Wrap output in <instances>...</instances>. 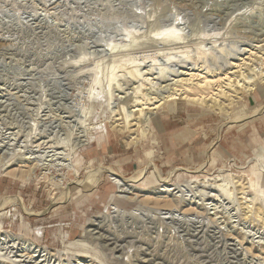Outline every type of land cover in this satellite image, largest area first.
Instances as JSON below:
<instances>
[{
	"label": "rangeland",
	"instance_id": "1",
	"mask_svg": "<svg viewBox=\"0 0 264 264\" xmlns=\"http://www.w3.org/2000/svg\"><path fill=\"white\" fill-rule=\"evenodd\" d=\"M0 264H264V0H0Z\"/></svg>",
	"mask_w": 264,
	"mask_h": 264
},
{
	"label": "bare ground",
	"instance_id": "2",
	"mask_svg": "<svg viewBox=\"0 0 264 264\" xmlns=\"http://www.w3.org/2000/svg\"><path fill=\"white\" fill-rule=\"evenodd\" d=\"M165 58V57H164ZM186 62V61H185ZM174 63V62H173ZM172 63V64H173ZM186 65V64H185ZM185 67V66H184ZM240 67V66H239ZM157 70V69H156ZM232 73H234V72H232ZM232 73H230V74H232ZM166 74V73H165ZM224 79V78H223ZM253 78H251V76H249V77H246L245 78V81H244V84H245V87L244 88H246V86H248V85H251L252 83H253V80H252ZM226 86V85H225ZM217 90V89H216ZM248 91V90H247ZM183 94H182V92L181 91H179V90H177L176 91V93L174 94V95H169V96H167V97H162V98H166V99H168L169 101L170 100H176L177 99V96H179V97H181ZM183 97V96H182ZM185 97V96H184ZM188 98V97H187ZM201 98V97H200ZM194 99V98H193ZM199 99V98H198ZM158 101V100H157ZM217 101V100H216ZM156 103V102H155ZM163 104H161V101H159V103H157L155 106H153L150 110H155V109H159L161 106H162ZM150 108V107H149ZM153 114H151V116H152ZM149 119H150V117H149ZM148 122H149V120H148ZM104 171H106V173H110V172H112V173H114V171H110V170H107V169H102V171H101V173H104ZM100 172V171H99ZM97 174H98V172H97ZM100 174V173H99ZM138 174V173H137ZM136 174V175H137ZM110 175L112 176V174L110 173ZM96 176V175H95ZM138 176V175H137ZM115 178H116V176H115ZM114 180V179H113ZM130 180V179H129ZM163 180V179H162ZM166 180V179H165ZM123 182V186H125L126 185V181L125 180H123L122 181ZM163 182H164V180H163ZM166 182V181H165ZM117 183V182H116ZM118 184V183H117ZM85 185V184H84ZM89 186V185H88ZM118 187H120V186H118ZM117 187V188H118ZM116 188V189H117ZM120 189V188H119ZM122 191V190H121ZM124 191V190H123ZM163 191V190H162ZM166 193H167V191L169 192V190H164ZM119 193H120V191H119Z\"/></svg>",
	"mask_w": 264,
	"mask_h": 264
},
{
	"label": "crops",
	"instance_id": "3",
	"mask_svg": "<svg viewBox=\"0 0 264 264\" xmlns=\"http://www.w3.org/2000/svg\"><path fill=\"white\" fill-rule=\"evenodd\" d=\"M263 109V107L262 108H260V110H262ZM260 110H258V111H260ZM175 142H172V144H167V146H168V148H169V150L170 151H173V152H175V151H179V152H187V151H191V149H194V147L193 146H195V145H193V146H191V144H193V143H185V142H182V141H177V140H179V139H177V138H175ZM196 147V146H195ZM181 150V151H180ZM98 151V153H100V155L101 156H103V157H108V156H110V155H113L114 154V152H115V150L113 151H111V152H108L107 150L105 151V154H103L102 152H100V149H98L97 150ZM178 152V153H179ZM116 153V152H115ZM150 163V162H149ZM152 163V162H151ZM153 164V163H152ZM154 165V164H153ZM104 169H107V168H104ZM107 170H109V169H107Z\"/></svg>",
	"mask_w": 264,
	"mask_h": 264
}]
</instances>
